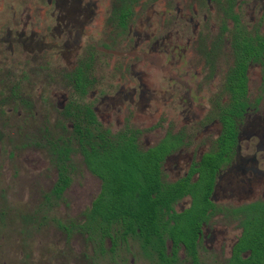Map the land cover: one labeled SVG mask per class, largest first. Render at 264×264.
I'll use <instances>...</instances> for the list:
<instances>
[{"label":"flooded vegetation","instance_id":"flooded-vegetation-1","mask_svg":"<svg viewBox=\"0 0 264 264\" xmlns=\"http://www.w3.org/2000/svg\"><path fill=\"white\" fill-rule=\"evenodd\" d=\"M59 94L61 133L79 114L101 171L129 163L136 197L161 198L164 249L140 228L119 238L116 219L104 245L76 232L98 252L93 264H253L245 236L256 227L264 241V0H0V114L36 117L42 96ZM70 145L71 176L78 160L99 182L76 219L87 222L103 179Z\"/></svg>","mask_w":264,"mask_h":264},{"label":"rangeland","instance_id":"rangeland-1","mask_svg":"<svg viewBox=\"0 0 264 264\" xmlns=\"http://www.w3.org/2000/svg\"><path fill=\"white\" fill-rule=\"evenodd\" d=\"M58 99L60 94L55 100L42 96L36 117L0 114V264H93L92 256L98 253L85 244L84 236L61 232L51 221L78 219L97 195L98 180L78 160L64 199L55 209L44 208L57 173L45 143L49 133L61 134Z\"/></svg>","mask_w":264,"mask_h":264},{"label":"trees","instance_id":"trees-1","mask_svg":"<svg viewBox=\"0 0 264 264\" xmlns=\"http://www.w3.org/2000/svg\"><path fill=\"white\" fill-rule=\"evenodd\" d=\"M87 125H96V118L90 108L87 109ZM70 120L74 123V129L71 136L66 133H61L58 137L49 133L46 136L45 146L54 152V161L59 170V176L51 191L46 195L44 207L52 208L58 205L61 200L64 199V191L72 184L71 176V163L69 153L71 151L72 137L82 145L83 151L87 156L90 169L100 175L103 179V186L101 193L94 199L92 208L89 209L86 214L88 215L87 222H81L79 220H70L63 222L58 218H54L55 223L60 228L66 230L69 234L72 232H87L88 239L97 243L99 238L102 239L104 245V238L112 236L113 220L120 221V227L117 229L119 238H126L130 232H135L140 228V237L144 239V242L151 239L156 240V248H160L163 244L164 238H162L161 223L163 225V219H160L158 212V205L161 202V198H152L150 193L143 194L140 198L136 197L135 192L142 182L138 180L132 181L128 179L129 163L124 165L115 164L114 160H107L103 166V172L97 162V149L99 142L95 138V133H92L89 129L84 128L81 116L79 114L74 115ZM69 117V116H68ZM64 129H68L65 123L61 124ZM92 150V151H90ZM126 160L130 161L129 158ZM151 184V183H150ZM164 194L163 202L167 207L170 201L174 198L172 194L174 191ZM102 207V209H101ZM169 220L165 223V229L163 231H170L171 235L176 239L177 228L170 229ZM180 230L183 228L180 226ZM256 227L247 233L245 236L247 240V246L252 249V255L250 259L253 264H259L264 260V241L260 246L258 242V234ZM159 264H168L167 261H159Z\"/></svg>","mask_w":264,"mask_h":264}]
</instances>
